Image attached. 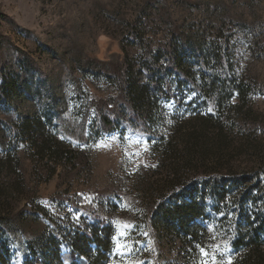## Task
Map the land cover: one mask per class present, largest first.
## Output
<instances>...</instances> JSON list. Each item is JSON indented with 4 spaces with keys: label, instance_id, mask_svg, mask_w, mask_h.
<instances>
[{
    "label": "rangeland",
    "instance_id": "374dc122",
    "mask_svg": "<svg viewBox=\"0 0 264 264\" xmlns=\"http://www.w3.org/2000/svg\"><path fill=\"white\" fill-rule=\"evenodd\" d=\"M190 46L192 73L220 48L224 85L172 82L128 127L127 64ZM48 107L58 133L35 130ZM106 112L117 126L96 137ZM94 218L117 234L108 258L73 264H201V249L208 264H264V0H0V264H34L51 239L71 264Z\"/></svg>",
    "mask_w": 264,
    "mask_h": 264
},
{
    "label": "trees",
    "instance_id": "16d2710c",
    "mask_svg": "<svg viewBox=\"0 0 264 264\" xmlns=\"http://www.w3.org/2000/svg\"><path fill=\"white\" fill-rule=\"evenodd\" d=\"M214 49L211 55L206 56L203 60V63L208 69L202 67L200 70H196V72L193 73L191 71H193L194 63H199L198 58H200L199 53L201 52L200 49L192 48L191 46L190 48H182L181 50L180 48H161L154 52L149 48L138 57L139 61L137 65L127 64L125 70L127 88L123 93L124 99L120 103L119 108V115L122 116V118L125 116L128 117L127 126H133V123L141 119L140 116L152 120L157 99L169 95L172 82H175L176 85H182L189 82L194 75H197L199 79L204 81L202 87L207 86V83L224 85L225 82L221 78L225 71L223 68V57L220 48L216 47ZM99 74L101 78L106 80L112 77L107 73ZM202 91L205 97L210 95L209 91L208 93L205 91V88L202 89ZM227 93L230 95V92ZM120 97H122V94ZM216 105L219 107L220 101H217ZM101 114L102 115L99 117V127L95 133L96 137L104 133L112 132L117 126V124L110 119L109 112ZM124 114L125 116H123ZM57 118L52 107H48L47 113H44L42 120L35 119V130L37 132H43L45 128L50 127L54 132L58 133ZM25 124L29 127L27 122ZM33 141L37 143L39 140L38 138H33ZM41 141L43 143V140ZM59 144L60 143L54 141L52 142V146L44 148L43 152L46 151L48 155H52L55 159V157L58 156ZM44 145L48 144L46 143ZM61 159L63 158L61 157L59 160ZM197 213L198 208L196 205L187 206V208H179L176 206L173 212L175 217L179 218L180 223H188L187 221L191 218L198 216ZM112 225L110 220L94 218L90 223L85 225L83 229L78 228L71 237L70 251L63 256L65 261H69L73 264L74 254L77 257L87 256L88 258L100 256L102 259L106 260L112 244L110 243L112 240L111 237L117 235L112 232ZM256 237L259 238L258 236ZM54 244L55 239H51L49 248L46 252L41 251L39 254L33 252L34 264H60L57 259L58 251L54 248ZM92 246L94 247L93 254L90 252V247ZM51 258L52 260H50ZM93 261H96V259ZM99 263L100 262L94 264Z\"/></svg>",
    "mask_w": 264,
    "mask_h": 264
},
{
    "label": "snow or ice",
    "instance_id": "6c2138e0",
    "mask_svg": "<svg viewBox=\"0 0 264 264\" xmlns=\"http://www.w3.org/2000/svg\"><path fill=\"white\" fill-rule=\"evenodd\" d=\"M122 247L124 246L118 245V248H122ZM201 254L205 257V259L201 261V264H208V260H207L208 253L204 249H201ZM212 259H213V264H215V257H213Z\"/></svg>",
    "mask_w": 264,
    "mask_h": 264
}]
</instances>
